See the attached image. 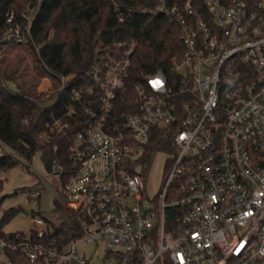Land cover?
<instances>
[{
	"label": "built area",
	"instance_id": "obj_1",
	"mask_svg": "<svg viewBox=\"0 0 264 264\" xmlns=\"http://www.w3.org/2000/svg\"><path fill=\"white\" fill-rule=\"evenodd\" d=\"M112 1L119 21L133 14ZM37 8L23 21L10 11L2 38L38 49ZM141 11L175 18L182 57L135 85L134 110L118 125L111 114L135 39L80 78L57 76V89L69 85L77 102L47 122L42 139L67 131L75 114L90 118L68 145L69 238L37 216L29 233H0V264H15V251L31 264H264V0H159ZM157 131L164 139L150 154ZM164 151L172 157L152 196L146 175ZM40 196L31 191V200Z\"/></svg>",
	"mask_w": 264,
	"mask_h": 264
},
{
	"label": "trees",
	"instance_id": "obj_2",
	"mask_svg": "<svg viewBox=\"0 0 264 264\" xmlns=\"http://www.w3.org/2000/svg\"><path fill=\"white\" fill-rule=\"evenodd\" d=\"M119 2L123 11H133L124 21L118 20L112 0H0V47L14 44L2 38L7 26V14L13 11L16 20L23 21L38 6L32 18V33L39 48L33 45L28 47L32 50L37 72L53 80L52 92L34 95L32 86L9 87L7 80H14L16 72L0 69V146L8 147L5 153L0 154V174L23 162L30 170L31 160L37 151L41 152L46 166L50 159L63 165L64 170L60 175L62 185L72 173L68 145L74 134L82 129V124L90 118L75 114L68 119L70 126L67 131L54 133L48 140L42 139L47 122L77 102L69 85L62 90L57 89L58 75L74 74L80 78L97 61L106 59L108 54L123 55L129 43L135 39L137 43L130 56L129 72L125 79L127 89L117 93L111 114V119L118 125L127 113L134 110L135 85L144 83L146 77L158 68L169 70L174 56L182 57L183 44L176 35L175 18L167 13L141 11L159 0ZM122 41L126 44L118 46ZM160 139H164L163 132H155L148 149L150 154L160 149ZM168 141L165 138L161 148H166ZM48 170L51 171L52 167ZM4 181V177L0 176V189ZM20 210V207L5 210L0 220L1 234L5 233L1 229L3 222ZM64 211L68 212V209ZM44 218L47 226L55 228L54 234H59L62 241L68 240L70 232L65 221L55 225L51 219ZM10 255L15 264H31L21 252L15 251Z\"/></svg>",
	"mask_w": 264,
	"mask_h": 264
},
{
	"label": "rangeland",
	"instance_id": "obj_3",
	"mask_svg": "<svg viewBox=\"0 0 264 264\" xmlns=\"http://www.w3.org/2000/svg\"><path fill=\"white\" fill-rule=\"evenodd\" d=\"M32 50L25 45L4 44L0 47V69L6 71L14 70V80H7L11 88L19 86H32L33 92L44 90L47 82L40 75L34 63ZM45 92V91H42ZM49 93V91H46ZM172 157L171 152H158L151 160L146 175L147 191L155 195L165 182V171ZM23 162L0 176L5 181L0 189V220L10 207H20L15 216L3 222L1 229L6 232L23 231L29 233L33 226V219L37 216L47 217L55 225H61L65 219L63 211L67 210L66 202L62 195V180L58 169L49 171L41 152L37 151L30 164V170ZM39 188L42 196L39 200H31V191ZM33 209V214H28V209ZM71 213V212H70ZM100 248L98 255L102 252ZM98 261V256L95 258Z\"/></svg>",
	"mask_w": 264,
	"mask_h": 264
},
{
	"label": "water",
	"instance_id": "obj_4",
	"mask_svg": "<svg viewBox=\"0 0 264 264\" xmlns=\"http://www.w3.org/2000/svg\"><path fill=\"white\" fill-rule=\"evenodd\" d=\"M52 165H53L52 160H51V159L48 160V162H47V168L52 167ZM27 213H28V214H32V213H33V209H32V208H31V209H28V210H27ZM63 217H64V219H65L66 221H70V218H69L68 214L63 213Z\"/></svg>",
	"mask_w": 264,
	"mask_h": 264
}]
</instances>
